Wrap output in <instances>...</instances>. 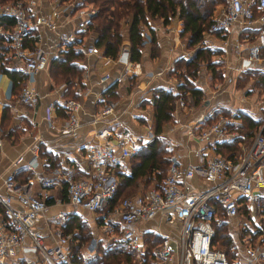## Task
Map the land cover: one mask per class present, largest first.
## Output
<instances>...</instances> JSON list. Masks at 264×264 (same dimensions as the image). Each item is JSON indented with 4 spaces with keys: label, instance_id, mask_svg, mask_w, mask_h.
Instances as JSON below:
<instances>
[{
    "label": "built area",
    "instance_id": "built-area-1",
    "mask_svg": "<svg viewBox=\"0 0 264 264\" xmlns=\"http://www.w3.org/2000/svg\"><path fill=\"white\" fill-rule=\"evenodd\" d=\"M30 7L29 0L0 1V41L9 46L14 59L24 63L26 79L20 85L21 98L36 104L40 96L27 77L41 68L46 57L41 48L28 47L26 40L37 25L45 24L53 28L55 22L50 16L32 14ZM94 11L92 7L88 13ZM4 16L12 17L13 22L6 24L2 20ZM236 23L243 29L258 30V42L250 44L241 57L264 58V0H227L225 8L215 14L208 31H226ZM61 37L69 41L75 39V35L70 33L61 34ZM95 50L93 45H87L83 51L90 53ZM109 75L106 73L101 79ZM178 101L181 105L185 104L183 97H179ZM58 104L67 115L56 124L54 116L47 113L48 123L61 133L76 134L80 126L77 114L80 100L69 96L62 98ZM54 106L53 102H49L47 109L51 110ZM216 107L220 108L219 105ZM215 109L202 114L203 123L200 126L187 127L188 135L203 141L208 148L198 151V162L182 164L172 151L167 173L158 185L126 195L110 208L106 205L118 187L114 168L123 165L142 146L124 119L114 113V102L104 101L94 113L93 120L101 124L94 131L96 141L86 144L85 156L90 164L87 174L78 175L71 168L63 170L57 166L51 175L41 179L43 189L37 193L33 189V177H16L20 168L35 167L36 156L25 162H21V154L16 156L2 178L5 192L0 193V264H20L21 261L24 264H58L60 261L76 264L69 258L72 233L61 227L68 216L67 210L49 215L53 222L46 232L36 225L38 216L51 202L66 203L72 210L103 209L104 220L114 232V240L127 243L138 252H143L146 247L139 223L160 218L175 227L178 236L174 238L173 235L158 232L161 239L153 248L157 264H229L226 250L213 240L216 233L214 223L220 211L225 219L236 218L242 205L248 208L246 212L252 218L264 210V121L252 139L241 144L234 157L228 156L219 150V145L237 135L232 123L238 111L231 108L230 113L219 112L213 117ZM167 127L173 128L171 124ZM113 137L117 140L114 141ZM173 145L168 141L169 148ZM59 177L67 184L65 200L58 195L51 196L48 189ZM195 177L211 183L207 187L196 188L192 182ZM239 196H244L245 200H238ZM255 223L260 230L254 239L251 235L244 237L246 242L242 245L240 264H264V222H257L255 218ZM115 224L119 226L118 230L113 229ZM30 248L33 253L27 257L24 251Z\"/></svg>",
    "mask_w": 264,
    "mask_h": 264
},
{
    "label": "crops",
    "instance_id": "crops-1",
    "mask_svg": "<svg viewBox=\"0 0 264 264\" xmlns=\"http://www.w3.org/2000/svg\"><path fill=\"white\" fill-rule=\"evenodd\" d=\"M81 1L29 0L32 14L50 16L55 22L53 28L45 24L37 25L32 35L26 40L28 47L41 48L46 57V61L41 68L35 74L27 77L29 83L40 96V101L36 104L21 98L20 85L26 79L24 63L21 60L14 59L11 56L9 46L0 41V193L2 194L5 192L2 178L8 169L11 168L12 160L20 154L22 155L21 162H25L34 155L36 156L37 164L35 167L33 169L20 168L16 173V177L18 179L33 177V189L37 193L43 189L40 182L41 179L45 175H51L52 170L57 168V166H60L63 170L71 168L78 175L87 174L90 170V164L85 156L86 144L96 141L97 138L94 131L101 124V122L93 120V116L99 106L106 100L114 102V113L119 114L124 119L129 130L141 142V147L145 146L155 135L153 127L155 125L154 104L152 102L154 88L163 86L172 89L174 92L179 90L178 86L183 78L173 72V70L178 59L188 57L189 48L186 45V41L180 37L182 22L178 17H174L167 24H164L161 20L149 18V26L144 25L142 31L144 44L140 59L133 61L129 58L124 61L119 57L113 58L105 55L103 48H98L94 45L96 31L88 30L83 36L78 34V30L86 27L88 12L92 8L90 2L81 4ZM216 12H219L217 8ZM128 24L123 26L121 53L130 46ZM237 25L239 26L238 23L234 24L226 31H216L212 33L215 34V37L211 36L208 39L217 40L220 46L226 48L231 39L235 40L231 36L235 33L237 34L240 30ZM149 27L154 29L155 44L151 42ZM241 28L243 29L242 26ZM69 33L75 35L74 40L82 38L80 46L83 50L87 45H93L96 48L95 51L90 53L84 51V58L79 60V63L83 66L80 75L83 86L78 88L77 85H74L78 90L77 99L81 102L77 112L80 126L74 135L61 133L58 129L51 127L46 119V114L49 113L54 116V122L58 124L67 115L57 111L58 101L65 98L63 91L66 84L64 81H55L50 75V59L61 55V50L69 42V40L62 39L61 34ZM208 39L205 38V40ZM258 40L259 38L247 44L250 45L258 42ZM232 59L227 60L225 72L232 75H241L252 61L259 64L264 58H242L240 67L238 66V60L234 62ZM106 73L110 74L109 77L101 79ZM194 81L199 80L196 77ZM231 81L232 78L228 79V82L226 81L229 86L222 82L218 86L217 91L207 89L206 91L205 87H203L206 91L204 97L207 98L203 103L195 104L185 100V104L181 105L178 98L175 101L173 115L163 122L161 134L167 138V144L168 141L174 144L169 149L171 152L174 151L176 153L182 164L198 162V151L201 149L204 151L208 150L203 141L197 140L187 133V127H198L200 123H203L202 114L205 111L216 108L213 111L214 117L219 111L228 114L231 108H236L238 114L235 119H242L238 116L241 112L243 114L247 113L252 117L253 115L256 116V112H249V110L247 112L248 104L242 102L238 104L239 102L234 94L236 89L232 87L234 82ZM113 83H116L113 93L105 92ZM196 84L202 87L199 82ZM49 102L55 104L51 110L47 109ZM218 105L220 108L216 107ZM62 110L65 112L64 108ZM168 124H171L173 128L168 129ZM113 140L116 141V137H113ZM226 143L219 146L221 152H223L222 148H225ZM238 143H241V141L238 140ZM132 155L126 159L123 165L116 167V169L129 173L132 167ZM118 180L120 183L121 180ZM192 182L199 189L207 187L211 183L197 177L193 178ZM153 183V180L148 181V177L144 176L139 180L136 188L140 191L154 185ZM66 185V181L62 177L56 178L55 182L48 187L51 196L58 195L65 200L67 198ZM62 209L68 211V216L61 224L64 231L66 228L64 224H67L71 217H76L80 222L87 221L90 220L89 214L95 212L72 210L73 208L66 203L51 202L38 216L36 222L38 228L42 232H46L53 222L49 215ZM256 217L260 220L264 219V210L262 213H257ZM155 219L157 220V228L153 227ZM155 219L142 221L139 223L140 229L142 231H161L164 234H173L174 238H177L178 230L175 227L166 224L160 218ZM55 224H57V220ZM103 225L104 229H109L106 222ZM169 229H172L174 233L169 232ZM75 230L76 228L74 227L67 229L66 232L73 234ZM255 236L256 234L253 238ZM106 237L103 238L105 239ZM103 238L97 236L96 239ZM90 246L82 249V253L84 252L85 256L93 254L94 248ZM32 253V248L24 251L27 257L31 256Z\"/></svg>",
    "mask_w": 264,
    "mask_h": 264
},
{
    "label": "trees",
    "instance_id": "trees-1",
    "mask_svg": "<svg viewBox=\"0 0 264 264\" xmlns=\"http://www.w3.org/2000/svg\"><path fill=\"white\" fill-rule=\"evenodd\" d=\"M85 2H90L95 11L88 13L86 27L77 32L80 36H83L88 30L96 31L94 45L98 48H103V53L107 56L120 58L123 44V26L129 23L127 28L130 41V46L127 49L129 58L133 61L139 60L144 44L142 31L144 25L149 26V18L161 20L164 24H167L174 17H178L182 22L180 37L186 41L187 47L196 46V51L192 56L182 57L176 61V67L173 72L183 78L178 86L179 90L174 92L172 89L163 86L154 88L152 102L154 104L155 125L153 127L155 135L145 146L133 153L131 156L132 167L129 173H124L117 170L116 167L114 168V173L121 181L119 183L118 180L117 190L106 205V208H110L124 196L135 193L131 192V190L137 187L142 177L147 176L148 181L153 180L155 185H158L165 177L171 161L169 156L171 150L167 148V138L161 134L162 124L173 115L177 98L183 97L185 100L195 104L201 101L203 89L194 81L197 76V70L201 66L202 61H206L207 65L214 70L216 62L211 60V55L215 52V49L211 46L200 45V43L217 13V4L226 2V0H82L81 4ZM2 20L10 24L13 22V18L9 16H4ZM149 29L151 31V42L155 44L154 29L152 27H149ZM81 41L82 38L80 37L74 41L67 42L65 48L60 52L61 55L50 59V75L55 81L65 82L66 87L63 91L65 97L77 98L78 90L74 85H77L78 88L83 86L80 80L83 66L79 63V60L84 58V51L80 46ZM214 72L216 76H221V74L217 75L216 70ZM116 83L110 85L105 92L113 93ZM57 107L58 113L67 114L63 112L62 106L58 105ZM238 116L244 117L243 127L248 126L249 130L246 133L251 137V140L255 134V129L260 127L261 122L248 115L239 114ZM238 140L240 139L228 140L233 143H226L228 141L221 142L220 145L226 143L225 146L230 149L228 153H222L234 157L240 149L238 151L236 147L233 148L231 145L237 144L238 147ZM238 200L243 201L245 197L239 196ZM242 208L245 211L248 209L245 205H242ZM218 214L224 216L222 211ZM80 224L81 222L76 217H71L69 222L64 224L65 226L63 225L66 227L65 231L76 228L72 237L77 238V240L72 241L71 238L69 251V258L74 263L121 264L125 262V264H130L136 253L139 254L142 260L141 264H154V259L151 261L153 248L161 239V235L158 232L152 230L143 231L146 243L143 252H138L127 243H120L114 240L115 242L109 243L107 246L98 245L94 248L93 254L85 256L81 250L83 234L78 229ZM214 224L216 228V233L213 237L214 242L226 250L229 264H240L235 259V251L230 248L232 240L224 232L223 225L218 224L216 221ZM20 264H24V261H21ZM58 264H66V261H60Z\"/></svg>",
    "mask_w": 264,
    "mask_h": 264
},
{
    "label": "rangeland",
    "instance_id": "rangeland-1",
    "mask_svg": "<svg viewBox=\"0 0 264 264\" xmlns=\"http://www.w3.org/2000/svg\"><path fill=\"white\" fill-rule=\"evenodd\" d=\"M226 4H227V0L226 2H219L217 4L218 11L225 8ZM238 27L240 28L239 32L231 36V38H235V40L231 39L226 48L220 46L219 42L216 39H215L216 41L208 39L211 36L215 37V34H212L214 32L207 31L204 33L200 45L211 46L212 48L215 49V52L211 55V60L216 62V65H214V70L217 71V75L221 74V76L219 75L216 76L214 70H212V67L210 68L207 65L206 61H202L201 66L197 70V76H196L199 81H196L195 83L199 82V84H201L202 86L201 88L205 87V90L207 89V90L217 91L218 86L222 84V82L228 85L227 84L228 77L232 78L231 82H234L232 87L236 89L235 90L236 92L234 91V94L236 96V100H238L239 102L238 104H241V102L244 104H248L247 112L248 110L249 112H253V113L256 112L255 113L256 116L253 115V113H251V115H253V117L251 116V118L258 119L262 124V122L264 121V59L259 64H257L255 61H252L250 63V66L241 75L240 74L232 75V74H227V72H225L227 60L230 58H233L232 60L234 62L238 60V66L240 67L241 64L240 60H242L241 56L246 52L249 46L247 43L253 42L256 39H258L257 29L255 28L242 29L240 24ZM205 38H207L208 40H205ZM188 48H189V53L191 55H189L188 53L187 56L190 57L195 53L196 46L195 47L190 46ZM205 90L203 88V97L200 101L201 103L205 102L207 99L204 97L205 92L207 91ZM225 111H227V109H225ZM240 115H248V114L247 113L243 114V112H241ZM241 118L242 119L240 120L235 119L232 126L235 132H237V135L233 139L235 138L240 139L241 143H239L238 147L237 144H235L236 146L231 145V147L233 148L236 147L238 151L241 148V144L247 143L251 138L246 133L249 130L248 126L243 127L244 117ZM258 129L259 128H256L255 131H257ZM228 142L233 143L232 141H228ZM226 147L227 146H225V148L224 147L222 148V150L224 149L223 150L224 153H228L230 150L228 147L227 148ZM167 148L169 149L168 146ZM136 191H138L137 188H133L131 190V192H136ZM103 215H104V210L103 209L98 210L95 211L94 213L89 214L90 220L81 222L80 227L78 228L80 230L79 232H82L83 234V238H81L82 239L81 250L87 248V246L89 247L91 243L92 244L90 247L95 248L98 245L107 246L109 243L115 242L113 238L114 235L112 236L114 232H112L111 228L107 230L104 229L103 224H105V222ZM255 218L257 219V222L263 224L264 222L263 218L260 221L258 220L257 217ZM255 218L250 217L247 214V212L242 208L240 215L237 216L236 218H232L228 220L225 219L222 215L218 214V218L216 219V222L218 224L223 225L224 232H226V234L229 235L230 239L232 240V244L230 245V248L235 251V259H237L239 262L242 259V245H244V243L246 242L244 237H247L248 235L254 236L260 230V226H258V224L255 223ZM153 223H154L153 227L157 228L156 219L155 221H153ZM93 228L95 229L93 230ZM113 229L118 230L119 226L115 224L113 226ZM166 229H168V227H166ZM169 232L174 233L172 229H169ZM159 233L162 234L163 232L161 233V231H159ZM169 235H173V234H169ZM97 236L101 238L106 236L108 237H106L105 239L104 238L96 239ZM251 239L254 238L252 237ZM74 240H77V238L72 237V241ZM153 259L154 256H152L151 261H153ZM141 262L142 260L139 257V254L135 253L132 263L130 264H141ZM153 262L154 264H156L155 261ZM121 264H125V262Z\"/></svg>",
    "mask_w": 264,
    "mask_h": 264
},
{
    "label": "water",
    "instance_id": "water-1",
    "mask_svg": "<svg viewBox=\"0 0 264 264\" xmlns=\"http://www.w3.org/2000/svg\"><path fill=\"white\" fill-rule=\"evenodd\" d=\"M120 58L124 61L129 59V52L127 49L122 51Z\"/></svg>",
    "mask_w": 264,
    "mask_h": 264
}]
</instances>
